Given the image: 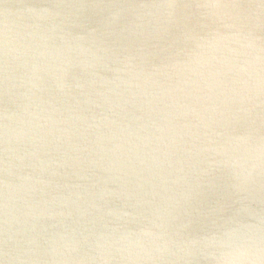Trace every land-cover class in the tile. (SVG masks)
I'll list each match as a JSON object with an SVG mask.
<instances>
[{"label":"water","instance_id":"95a60500","mask_svg":"<svg viewBox=\"0 0 264 264\" xmlns=\"http://www.w3.org/2000/svg\"><path fill=\"white\" fill-rule=\"evenodd\" d=\"M0 264H264V0H0Z\"/></svg>","mask_w":264,"mask_h":264}]
</instances>
